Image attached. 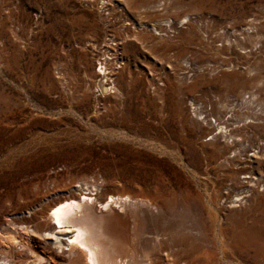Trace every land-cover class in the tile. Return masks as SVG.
Segmentation results:
<instances>
[{"label":"rangeland","instance_id":"1","mask_svg":"<svg viewBox=\"0 0 264 264\" xmlns=\"http://www.w3.org/2000/svg\"><path fill=\"white\" fill-rule=\"evenodd\" d=\"M101 1L0 0V233L21 241L0 258L81 264L43 229L86 183L151 208L128 244L146 264H264V0ZM217 123L243 139L235 165Z\"/></svg>","mask_w":264,"mask_h":264},{"label":"bare ground","instance_id":"2","mask_svg":"<svg viewBox=\"0 0 264 264\" xmlns=\"http://www.w3.org/2000/svg\"><path fill=\"white\" fill-rule=\"evenodd\" d=\"M103 1L99 2L98 9H102L107 4ZM103 55L105 54L103 53ZM106 55L102 56L104 66L100 70L101 73H97V77L100 76V80L106 82L107 91L115 92L116 88L111 75L114 68L111 67L112 71L109 69L108 60L111 59L104 58L107 57ZM250 99L243 97L239 101L240 106L249 107L252 104L250 102L252 99ZM232 116L233 118L237 117V113L231 114V118ZM214 123L216 124V120ZM216 129L219 131L218 134H223L225 140L218 146L223 153L232 154L229 157L230 162L235 165L239 156H242L240 155L241 152H244L242 137L234 131L227 130L226 126H221L219 123H217ZM254 173L239 179L247 180L243 183L249 186L256 182L257 184L261 183V177ZM240 175L244 174L228 170V177L232 179L234 184H236L235 177H240ZM100 189L101 186L96 184L91 186L86 183L78 184L68 191L66 196L57 198L46 207L49 223L44 225L43 232L50 246L55 251H59L60 256L69 259L78 257L81 264H146L145 260L147 259L145 258L147 256L144 253L140 255L135 253L128 247V244L131 239L130 242L133 243L134 240L145 235L143 224L137 218L138 216H154L152 210H148L149 213L146 212L145 209L149 207L148 204L143 200L131 198L129 195L109 196L102 203H99L96 196ZM0 242L3 243V249L6 253L9 250H15L16 245L20 244L21 241L13 235H1L0 233ZM32 255L34 256V254ZM2 258H0V264H6ZM35 261L36 264H54L39 256H35Z\"/></svg>","mask_w":264,"mask_h":264},{"label":"built area","instance_id":"3","mask_svg":"<svg viewBox=\"0 0 264 264\" xmlns=\"http://www.w3.org/2000/svg\"><path fill=\"white\" fill-rule=\"evenodd\" d=\"M105 46H106V48H108L110 50H113V49H115L116 44H115V42H113L112 39L108 38V39L105 40ZM113 52H114V50H113ZM110 57H111L110 59L112 60V64L109 63V64H111L109 67H113L114 71H117L120 68V66L122 65L121 64V60L116 58V56L114 54L111 55ZM111 60H108V62L111 61ZM117 62H120V63H117ZM103 66H104L103 61L102 60H98L96 62V65H95L96 73L100 74L101 73L100 70H101V68L103 69ZM111 73H113V72H111Z\"/></svg>","mask_w":264,"mask_h":264}]
</instances>
